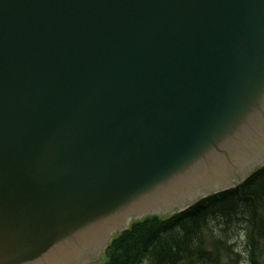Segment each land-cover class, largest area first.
<instances>
[{"label":"water","instance_id":"95a60500","mask_svg":"<svg viewBox=\"0 0 264 264\" xmlns=\"http://www.w3.org/2000/svg\"><path fill=\"white\" fill-rule=\"evenodd\" d=\"M253 113L264 0H0V264H54L95 208L135 215L204 162L236 183L163 216L236 187L264 166L230 147Z\"/></svg>","mask_w":264,"mask_h":264},{"label":"trees","instance_id":"16d2710c","mask_svg":"<svg viewBox=\"0 0 264 264\" xmlns=\"http://www.w3.org/2000/svg\"><path fill=\"white\" fill-rule=\"evenodd\" d=\"M227 230L246 236L249 264H264V253H259L264 242V167L236 188L183 213L134 222L114 238L102 264H227L232 254ZM210 235L221 236L215 243L223 249L215 252L207 241Z\"/></svg>","mask_w":264,"mask_h":264},{"label":"bare ground","instance_id":"6f19581e","mask_svg":"<svg viewBox=\"0 0 264 264\" xmlns=\"http://www.w3.org/2000/svg\"><path fill=\"white\" fill-rule=\"evenodd\" d=\"M255 153L256 152L254 150L253 154L255 155ZM263 154H264V150L259 151L254 156V159H250V162L248 163V158H246V153L244 152L243 153L244 157L243 156L241 157L242 162L239 163V166L241 164L243 165V167L240 169L242 170L243 173L239 170L236 171L237 174H240L239 177H241L243 174L248 173L255 166L261 163V161H263L264 158ZM213 159H215V157L213 156L209 158V160L212 161ZM209 164H206L204 162L202 163L201 166H196L195 168L192 169L191 174L184 175L178 181L171 183L166 189H164L162 192L157 194L149 201L143 199L135 201L134 203L138 206L139 203L142 201L148 202L147 203L148 208L145 210H142V208H137V211L139 212H137V214L135 215L133 214L135 213V211L130 209L128 210L127 208L122 210L119 215L115 216L114 212L115 210L120 209V206L118 204L121 202L117 200L108 207L105 206L103 208L102 207L95 208L93 211L94 217L98 216L100 218L101 216L107 215L103 222L105 224L103 225L99 224V226H97L98 227L97 229L96 227H91L85 231L78 233L76 232V234H74L71 238L64 241V243L69 245L68 248H61L60 250L54 253L53 263L66 264L68 262L66 255L68 256L70 254L71 258L73 259L72 264H84V262H86L87 260L97 258L102 253L103 247L107 244V241L115 233L114 230H116L120 226L123 227L128 226L133 216L139 217V216H143L144 213L157 212L159 210H167L168 212H170L176 210V208H169L171 207V205H175L176 203H184L190 200L194 201L195 199L203 195H207L210 192L227 188L236 183V178L234 173L229 174L236 167V165L231 168H229L228 165L225 166L217 165L214 168H212V166L206 168L207 167L206 165L209 166ZM211 168L215 171H210ZM207 181H210V183H206L203 186H198ZM183 191H187V192L181 194ZM173 195H177V196L179 195L178 197L176 196L177 198L175 201H172L173 199L171 198V196ZM165 201H172V202L165 204L166 203ZM150 203L153 206H155L156 209L149 210L151 209L150 207L152 206ZM51 261L52 259L47 260L46 263Z\"/></svg>","mask_w":264,"mask_h":264},{"label":"rangeland","instance_id":"374dc122","mask_svg":"<svg viewBox=\"0 0 264 264\" xmlns=\"http://www.w3.org/2000/svg\"><path fill=\"white\" fill-rule=\"evenodd\" d=\"M254 107L256 108V105H254ZM256 116H257V114H255V113L249 114V117H250L249 119H251L253 126H251L250 129H248L249 130L248 133L246 131L243 135L242 134L238 135V137H236V139L231 143L230 147H231V151L233 153L232 155H234V157H235L234 159L237 160L238 164L240 162H242L240 160H241V157L243 156L244 152L246 153V158H249L250 156H254L253 155L254 150L256 152L255 155L257 154V152L262 151V149L260 147H259V149L256 147H257V142H260V141L264 142V116L263 117H256ZM256 125H257V128H256ZM248 152H250V153H248ZM148 215L149 214H145L144 216L141 217V219L144 220L146 217H148ZM151 215L161 217L163 215V212L157 211ZM136 221L137 220L132 219L131 222L128 224V227L133 222H136ZM140 221H142V220H140ZM227 231H228L227 232L228 233V236H227L228 243L230 245H232V247H231L232 254L230 255L229 259H226L225 262L227 264H249V245H248V241H247L246 236L243 235V233L241 231H238V230H234L233 232H230L229 230H227ZM120 233H121L120 231L115 232L113 234V238L118 236ZM210 236H212V238L209 239ZM210 236L207 237V241H208V243H210L214 247L215 252L217 250L219 251L220 249H223L221 244L215 243V239L218 240L221 238V236H219V235L217 237L215 235H210ZM223 241H226V240H223ZM260 252L264 253V242H262L259 246V253ZM104 253L105 252L103 250V253L101 255H99V257L96 258L95 262L92 264H102L104 261ZM72 263H73V260H68V262L66 264H72ZM144 264H148V263H144Z\"/></svg>","mask_w":264,"mask_h":264}]
</instances>
